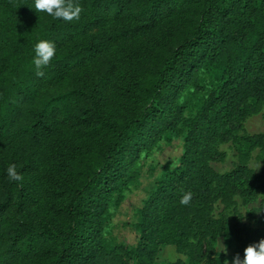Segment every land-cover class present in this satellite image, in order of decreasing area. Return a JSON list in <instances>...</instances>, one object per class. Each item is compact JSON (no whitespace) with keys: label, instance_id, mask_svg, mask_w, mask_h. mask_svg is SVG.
Wrapping results in <instances>:
<instances>
[{"label":"trees","instance_id":"1","mask_svg":"<svg viewBox=\"0 0 264 264\" xmlns=\"http://www.w3.org/2000/svg\"><path fill=\"white\" fill-rule=\"evenodd\" d=\"M75 2L64 22L0 0V264H229L219 238L243 257L264 239V0ZM171 135L179 162L120 242L115 205Z\"/></svg>","mask_w":264,"mask_h":264},{"label":"rangeland","instance_id":"2","mask_svg":"<svg viewBox=\"0 0 264 264\" xmlns=\"http://www.w3.org/2000/svg\"><path fill=\"white\" fill-rule=\"evenodd\" d=\"M248 128L252 132L264 131V119L261 116L253 117L248 123ZM170 138L171 140H165L158 149L154 150L153 155L145 160L141 178L125 193L123 200L115 205L113 232L120 242L128 245L137 243L138 235L132 224L139 219V209L142 208L159 179L179 162L184 148L183 137L171 135ZM217 249L225 255L229 264L237 254L235 248L230 247L224 238L218 239ZM180 257L174 246H167L160 250L157 263L174 262ZM240 257L243 258L241 255Z\"/></svg>","mask_w":264,"mask_h":264},{"label":"clouds","instance_id":"3","mask_svg":"<svg viewBox=\"0 0 264 264\" xmlns=\"http://www.w3.org/2000/svg\"><path fill=\"white\" fill-rule=\"evenodd\" d=\"M38 13L44 12L53 20H62L64 22H76L81 18L83 8L75 0H34V8ZM32 63L37 76H43V68L50 65L57 55V47L50 40H39L33 48ZM260 166V165H259ZM6 177L10 182H22L23 175L17 171L15 164L8 165L5 169ZM193 199L191 191L185 192L180 204L188 206ZM195 243V241H193ZM231 264H264V239L258 243L250 244L244 249L243 258L236 254Z\"/></svg>","mask_w":264,"mask_h":264}]
</instances>
